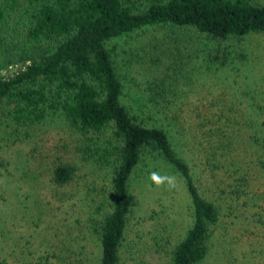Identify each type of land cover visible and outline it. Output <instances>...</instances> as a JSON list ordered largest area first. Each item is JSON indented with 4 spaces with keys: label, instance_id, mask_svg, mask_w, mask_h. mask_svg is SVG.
Here are the masks:
<instances>
[{
    "label": "rangeland",
    "instance_id": "obj_1",
    "mask_svg": "<svg viewBox=\"0 0 264 264\" xmlns=\"http://www.w3.org/2000/svg\"><path fill=\"white\" fill-rule=\"evenodd\" d=\"M193 35L188 28L151 26L109 41L124 83L123 104L145 124L165 128L181 154L189 140L197 143L200 140L193 138L207 131V137L212 134L211 138L232 143L235 158H256L264 142L257 143L254 137L259 131L264 135V34L216 42L230 52L227 65L209 64L203 52L195 53L196 48L204 51L215 43ZM163 79L170 107L167 101L162 107L159 103L166 93L154 99L150 88L152 81ZM210 107L224 115L221 124H211ZM109 138L85 134L60 113L29 127L0 119V261L38 264L46 250L81 248L84 264H98L101 251L90 220L100 214L101 206L109 205L114 165L100 161L98 155L109 147ZM146 156L130 182L133 210L120 264H171L173 248L194 222L191 197L180 176L157 153ZM60 164L77 170L65 186L52 179ZM201 170L204 186L210 191L219 187L210 172ZM220 176L232 182L224 173ZM170 177L175 178V187L168 186ZM236 183L230 191L237 189ZM261 197L264 169L258 168L249 194L240 198L254 204ZM260 211L264 213L240 206L236 222L223 218L201 264H264ZM78 219L84 225L79 224L80 230L75 228ZM83 257L78 256L79 261Z\"/></svg>",
    "mask_w": 264,
    "mask_h": 264
},
{
    "label": "trees",
    "instance_id": "obj_2",
    "mask_svg": "<svg viewBox=\"0 0 264 264\" xmlns=\"http://www.w3.org/2000/svg\"><path fill=\"white\" fill-rule=\"evenodd\" d=\"M151 26L188 28L193 36L206 37L215 45L204 51L198 47L195 53L203 52L209 64L227 65L230 52L216 42L264 34V2L0 0V119L10 118L18 127H29L60 113L85 134L110 137L109 147L98 152L100 161L114 165L109 205L101 206L100 214L90 220L101 251L98 264H120L133 210L130 182L144 156L151 153L161 156L180 176L193 207V226L173 248L171 264L203 263L223 218L236 222L240 206L264 209V197L254 204L240 198V194H249L256 170L264 169V142L256 158L245 161L234 157L232 143L211 138L212 134L207 137L203 131L193 138L200 141L189 140L181 154L165 128L145 124L123 104L124 83L108 42ZM150 88L154 99L165 90L168 93L164 79L152 81ZM167 93L159 102L161 107L164 101L169 107L173 104ZM209 110L213 112L211 124H221L224 115ZM254 137L257 143L264 140L261 131ZM200 169L210 172L214 186L222 188L210 191L204 186ZM76 171L74 165L60 164L53 171V182L65 186ZM235 182L237 189L230 191ZM257 213L264 221V213ZM76 223L80 230L82 219ZM36 227H40L38 222ZM80 250H46L38 264H84Z\"/></svg>",
    "mask_w": 264,
    "mask_h": 264
},
{
    "label": "clouds",
    "instance_id": "obj_3",
    "mask_svg": "<svg viewBox=\"0 0 264 264\" xmlns=\"http://www.w3.org/2000/svg\"><path fill=\"white\" fill-rule=\"evenodd\" d=\"M151 178L153 180H156L157 179V174L156 173H152L151 174ZM168 186L169 187H175V178L174 177L168 178Z\"/></svg>",
    "mask_w": 264,
    "mask_h": 264
}]
</instances>
